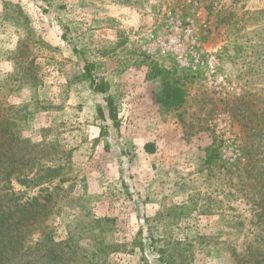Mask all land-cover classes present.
Returning a JSON list of instances; mask_svg holds the SVG:
<instances>
[{
    "label": "rangeland",
    "instance_id": "rangeland-1",
    "mask_svg": "<svg viewBox=\"0 0 264 264\" xmlns=\"http://www.w3.org/2000/svg\"><path fill=\"white\" fill-rule=\"evenodd\" d=\"M0 116L35 145L0 184L47 204L32 258L238 264L263 242L231 165L264 130V0H0Z\"/></svg>",
    "mask_w": 264,
    "mask_h": 264
},
{
    "label": "trees",
    "instance_id": "trees-1",
    "mask_svg": "<svg viewBox=\"0 0 264 264\" xmlns=\"http://www.w3.org/2000/svg\"><path fill=\"white\" fill-rule=\"evenodd\" d=\"M93 64L87 63L84 67L86 75L91 79L92 87L95 91L100 93H107L108 84L104 83L102 86L96 84L92 75ZM165 91L169 100L172 97V85L169 80L164 82ZM169 93V94H168ZM171 93V94H170ZM106 102L110 109V117L113 121L117 120V114L114 109L113 101L107 97ZM101 116L104 117L103 110L100 109ZM244 119V118H243ZM244 120L247 121V118ZM11 120L0 116V184L2 180L5 182L7 168H15L16 165L28 166L31 164L30 153L31 149L35 147L28 140L21 139L13 130ZM245 137L247 141L242 147L239 145L241 153L235 158V166L241 170L240 178L244 188L253 189L252 181H257V192L254 194L253 201L261 210L258 213L259 219L264 224V130L258 126L246 127ZM22 149V151L19 150ZM146 149L150 151V145H146ZM219 146L216 142L207 149L205 164L208 168L215 165L216 161L220 159ZM243 160V161H242ZM242 164V168H240ZM230 169V168H229ZM45 177H38L31 179V182L36 180L51 181L52 172L58 173L60 168H47ZM11 173H9L10 175ZM28 180V176L25 177ZM47 210V204H40L37 198L28 200L25 203L20 202L16 193L11 191L8 185L0 188V264H47L51 258L50 253L53 248H47L44 253L48 254L39 260L32 258L33 248H41L45 246L46 242L40 241L35 246L27 245L31 240L30 227L35 225L40 219L39 217ZM45 217V216H44ZM260 233L263 232L260 230ZM259 239V237H258ZM261 243V242H260ZM52 247L56 248L59 245L51 243ZM31 256V257H30ZM30 257V258H29ZM53 260L57 257L53 255ZM238 264H264V239L260 246L249 247L247 251L237 258ZM41 261V262H40ZM44 261V262H43Z\"/></svg>",
    "mask_w": 264,
    "mask_h": 264
}]
</instances>
